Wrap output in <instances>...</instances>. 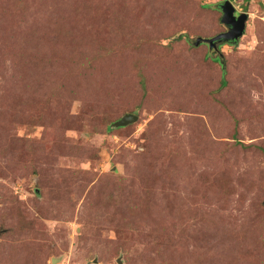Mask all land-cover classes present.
<instances>
[{
	"label": "rangeland",
	"instance_id": "1",
	"mask_svg": "<svg viewBox=\"0 0 264 264\" xmlns=\"http://www.w3.org/2000/svg\"><path fill=\"white\" fill-rule=\"evenodd\" d=\"M223 1L0 0V264H264V0L194 45Z\"/></svg>",
	"mask_w": 264,
	"mask_h": 264
},
{
	"label": "water",
	"instance_id": "2",
	"mask_svg": "<svg viewBox=\"0 0 264 264\" xmlns=\"http://www.w3.org/2000/svg\"><path fill=\"white\" fill-rule=\"evenodd\" d=\"M218 7L222 13L220 21L227 27V30L208 38L197 37L194 41L195 45H198L200 42H204L208 44L209 49H216V43L234 42L238 37L243 35L248 17L247 13L241 12L236 15L235 7L229 0H224L218 5ZM136 120V115L132 113H125L111 125L114 127H120L128 125ZM118 264H122L121 261L118 260Z\"/></svg>",
	"mask_w": 264,
	"mask_h": 264
},
{
	"label": "trees",
	"instance_id": "3",
	"mask_svg": "<svg viewBox=\"0 0 264 264\" xmlns=\"http://www.w3.org/2000/svg\"><path fill=\"white\" fill-rule=\"evenodd\" d=\"M219 10H220V8H219ZM220 12H221V10H220ZM220 23H221V21H220ZM223 26H224V30L227 28L223 23H221ZM200 37V36H199ZM203 38H208V37H203ZM200 43H204V42H200ZM207 44V43H206ZM195 45V44H194ZM208 45V44H207ZM222 71H223V69H222ZM224 83H225V81L224 80H221V85H224Z\"/></svg>",
	"mask_w": 264,
	"mask_h": 264
},
{
	"label": "flooded vegetation",
	"instance_id": "4",
	"mask_svg": "<svg viewBox=\"0 0 264 264\" xmlns=\"http://www.w3.org/2000/svg\"><path fill=\"white\" fill-rule=\"evenodd\" d=\"M225 30H227V28H226ZM225 30H224V31H225Z\"/></svg>",
	"mask_w": 264,
	"mask_h": 264
}]
</instances>
